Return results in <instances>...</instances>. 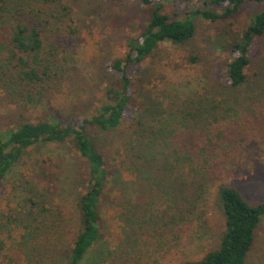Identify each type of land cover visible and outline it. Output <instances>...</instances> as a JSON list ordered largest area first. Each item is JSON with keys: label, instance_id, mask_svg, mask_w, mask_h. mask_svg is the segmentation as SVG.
Returning a JSON list of instances; mask_svg holds the SVG:
<instances>
[{"label": "rangeland", "instance_id": "obj_1", "mask_svg": "<svg viewBox=\"0 0 264 264\" xmlns=\"http://www.w3.org/2000/svg\"><path fill=\"white\" fill-rule=\"evenodd\" d=\"M9 2L19 4L24 17L43 19L42 37L46 44L56 43L50 50L57 53V62L51 68L54 75L48 79L44 96L31 103L37 102V107L26 105L19 96L12 98L9 90L0 87V129L5 132L51 112L72 123L88 116L102 99L108 81L118 77L107 66L123 53L127 38L140 32L144 22L132 18L139 6L133 0ZM197 5L191 0H176L166 8L167 13L183 15ZM260 9L247 4L231 18L214 22L196 17V31L190 40L180 45L160 43L141 65L130 70L131 102L121 127L106 133L89 128L94 145L112 169L101 205L102 239L88 254L91 264L100 258L105 264L198 260L217 248L223 231V214L215 203L219 185L237 188L250 204L264 201V36L250 47L245 82L236 88L228 86L225 70L233 54L218 48L219 43L226 47L231 35L244 29L249 17ZM165 121L169 125L165 146L176 149L179 157L195 156L200 172L211 177V184H204L208 202L199 220L180 230L170 218L165 225L167 222L158 217L166 210L173 217L170 209L177 206V196H172V201H166L167 196L160 200L165 190L155 179L146 180L145 171L132 174L120 159L124 141L141 133L144 125L158 127ZM156 148L161 149L158 144ZM23 159L0 188V226L9 220L15 226L23 219V210L29 208L28 192H34L36 200L49 209L38 238L44 247L55 242L45 253L53 254V262H57L78 229L75 203L87 184L85 163L67 144H40L28 150ZM39 167L50 173L42 179H48L51 190L43 191L34 177L33 171ZM177 169L184 172L181 166ZM189 176L188 181L192 179ZM133 207H139L136 214L143 217L139 225L133 224L137 221L130 213ZM172 234L183 238L176 241ZM247 264H264V218Z\"/></svg>", "mask_w": 264, "mask_h": 264}, {"label": "trees", "instance_id": "obj_2", "mask_svg": "<svg viewBox=\"0 0 264 264\" xmlns=\"http://www.w3.org/2000/svg\"><path fill=\"white\" fill-rule=\"evenodd\" d=\"M133 1L139 10L132 18L139 17L144 23L136 36L127 38L123 53L107 66L108 71L118 74V77L113 76L105 85L102 99L93 112L76 123L51 112L48 117L21 122L5 132L0 129V188L20 166L27 151L40 144H67L84 161L87 174V184L77 195L75 203L78 229L62 259L53 262L54 255L46 254L54 248L55 242H48L44 247L38 236L47 221L45 215L49 209L36 200L34 192H28L26 202L29 208L23 210L24 218L16 221L15 226V222L10 220L0 226V238H3L0 239V264H91L88 254L102 239L101 205L106 199L112 169H109L106 158L94 145L89 128L106 133L121 127L131 102L130 70L141 65L160 43L180 45L190 40L196 31V17L214 22L231 18L247 4L261 6L249 17L244 29L231 35L226 47L218 44V48L233 54L225 63L228 86L236 88L245 82L248 51L256 39L264 36V0H191L198 5L183 15L167 13L166 4H174L176 0ZM18 6L9 0H0V87L9 90L12 98L19 96L26 105L37 107V102L31 103L37 96H44L46 84L54 75L51 68L57 62V53H52L50 46L53 48L52 45L56 46V43L46 44L42 37L45 29L43 19L37 15H31L29 19L24 17ZM145 126L141 128V133L124 141V153L120 159L132 174L145 171L148 173L146 180L152 182L155 179L158 187L165 190L159 195L160 200L162 196H167L166 201H172V196H177V206L174 210L170 209L173 217L167 215L166 210L158 215L159 220L167 222V225L170 218L177 224L176 230L184 225H194L207 205L208 193L204 184L210 185L211 177L200 172L194 162L195 156L190 154V157L182 158L176 149L165 146L169 126L167 121L158 127ZM156 144L161 148L159 151ZM168 149L171 152L165 153ZM180 166L183 173L177 169ZM33 175L43 191L52 189L48 179L46 182L42 179L51 176L46 170L39 167L33 171ZM187 176L192 179L186 180ZM200 180L202 184H198ZM159 198L156 200L159 201ZM215 203L221 209L224 220L217 248L198 260L178 264H247L256 230L264 218V201L250 204L237 188L223 184L217 187ZM138 208L133 207L130 213L137 220L133 224L139 225L143 217L137 216ZM173 237L179 241L183 235L174 234ZM91 262L105 264L103 258Z\"/></svg>", "mask_w": 264, "mask_h": 264}]
</instances>
